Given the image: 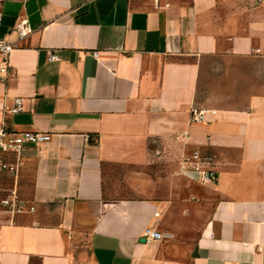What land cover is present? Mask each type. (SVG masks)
<instances>
[{
  "label": "crops",
  "instance_id": "obj_1",
  "mask_svg": "<svg viewBox=\"0 0 264 264\" xmlns=\"http://www.w3.org/2000/svg\"><path fill=\"white\" fill-rule=\"evenodd\" d=\"M0 14L9 41L31 29L0 80V129L50 135L0 153V264H264V0Z\"/></svg>",
  "mask_w": 264,
  "mask_h": 264
},
{
  "label": "built area",
  "instance_id": "obj_2",
  "mask_svg": "<svg viewBox=\"0 0 264 264\" xmlns=\"http://www.w3.org/2000/svg\"><path fill=\"white\" fill-rule=\"evenodd\" d=\"M2 22V15L0 14V26ZM11 32L15 35L14 41H9L5 37L0 36V80H4L10 70V54L11 52L20 44L30 33L31 29L28 23L24 20L17 21ZM96 56V54H94ZM57 57L54 54H51L48 57V61H53ZM22 99H16L14 101V108L10 111L11 113H17L22 110ZM202 118L201 112L194 114V120H200ZM50 140V135L47 133L40 132H7L5 128L0 129V153H17L21 150L22 147L26 145L39 146L45 144ZM194 158H197V153L193 154ZM3 169H8L13 171V167L7 165H2ZM199 169V168H197ZM201 182H214L216 180V172L214 170H208L206 172H200ZM16 197H7L1 201L3 206L10 205L11 200H15ZM157 216V214H155ZM165 235L156 232L151 228H146L143 231L142 238L145 239V242H151L158 240Z\"/></svg>",
  "mask_w": 264,
  "mask_h": 264
},
{
  "label": "rangeland",
  "instance_id": "obj_3",
  "mask_svg": "<svg viewBox=\"0 0 264 264\" xmlns=\"http://www.w3.org/2000/svg\"><path fill=\"white\" fill-rule=\"evenodd\" d=\"M253 83H263L264 84V73H254L253 75Z\"/></svg>",
  "mask_w": 264,
  "mask_h": 264
},
{
  "label": "water",
  "instance_id": "obj_4",
  "mask_svg": "<svg viewBox=\"0 0 264 264\" xmlns=\"http://www.w3.org/2000/svg\"><path fill=\"white\" fill-rule=\"evenodd\" d=\"M141 241L145 242V239H142Z\"/></svg>",
  "mask_w": 264,
  "mask_h": 264
}]
</instances>
